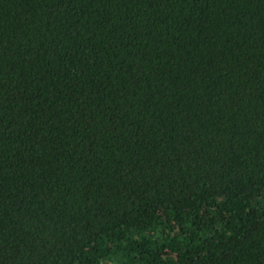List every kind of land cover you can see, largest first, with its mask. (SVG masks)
<instances>
[{
  "label": "trees",
  "instance_id": "1",
  "mask_svg": "<svg viewBox=\"0 0 264 264\" xmlns=\"http://www.w3.org/2000/svg\"><path fill=\"white\" fill-rule=\"evenodd\" d=\"M0 264H264V0H0Z\"/></svg>",
  "mask_w": 264,
  "mask_h": 264
}]
</instances>
